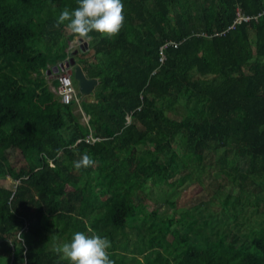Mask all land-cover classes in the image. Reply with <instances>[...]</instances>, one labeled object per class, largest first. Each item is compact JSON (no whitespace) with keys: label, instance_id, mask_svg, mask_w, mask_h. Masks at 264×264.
Listing matches in <instances>:
<instances>
[{"label":"trees","instance_id":"obj_1","mask_svg":"<svg viewBox=\"0 0 264 264\" xmlns=\"http://www.w3.org/2000/svg\"><path fill=\"white\" fill-rule=\"evenodd\" d=\"M122 3L118 35L69 48L54 25L77 0H0V264H69L54 247L89 228L120 264H264V15L229 29L264 0ZM71 58L98 80L82 110L48 80ZM201 172L220 183L188 220L150 210Z\"/></svg>","mask_w":264,"mask_h":264},{"label":"clouds","instance_id":"obj_2","mask_svg":"<svg viewBox=\"0 0 264 264\" xmlns=\"http://www.w3.org/2000/svg\"><path fill=\"white\" fill-rule=\"evenodd\" d=\"M77 7H65L56 19L55 27L65 25L77 42L92 39L90 33L96 32L106 37H114L123 27L125 17L122 0H77ZM95 163L92 156L85 152L73 162L76 170L88 168ZM88 233H91L90 235ZM22 239V233H19ZM111 247L107 237L95 233L91 228L86 232L76 231L70 241L57 244L54 251L62 254L69 264H115L109 258Z\"/></svg>","mask_w":264,"mask_h":264},{"label":"rangeland","instance_id":"obj_3","mask_svg":"<svg viewBox=\"0 0 264 264\" xmlns=\"http://www.w3.org/2000/svg\"><path fill=\"white\" fill-rule=\"evenodd\" d=\"M68 34H71V33L68 30H66L64 32V36H67ZM81 43L83 44L85 42L82 40L77 42L75 39L70 40L69 41V45H70L69 48H75L78 46V44H81ZM86 52L88 55H91L94 53L92 48ZM82 53H84V52H82ZM58 77L59 76L51 75L48 77V80L51 81V84L59 86L58 83H56V79H58ZM74 85L76 87L75 81H74ZM52 89H53V87H52ZM53 91L56 92L55 89H53ZM77 97H78V101L80 102V106L82 107V104L84 103V100L86 97L82 96L79 92L77 93ZM73 105L78 106V105H76V103H73ZM82 122L86 123L85 116H83ZM176 147H177V149H180L178 145H176ZM10 157L12 159H19L20 158L19 154L16 152H11ZM241 165H242V167L244 166L243 162H241ZM213 176H214V174L213 175L209 174L206 177V175L203 176V174L201 172V176H199V177H200V179L203 180V183H204L202 191H201V186L199 185V183H197V182H194L193 184L186 183V185L180 189L181 192L178 195V197L176 198V206L174 208H171L169 206V203L167 202L166 193L165 192H159L158 190H155V191L153 190L147 195L146 203L149 205L150 210H152V211L159 210L160 211L161 219H166V218L172 217V218H175V219L180 220V221H186V220H188L189 208L192 205L198 203L199 201L208 200L209 198H211L213 193H214V190L216 188H218V184L220 182L212 180ZM0 186L9 187L12 189L16 188V184L14 182H12L10 179H0ZM107 199H108V197H105V198H103V201L105 202ZM137 201L141 202L142 199L140 197H138ZM254 203H256V200H254L251 204H254ZM251 208H254V207H251ZM248 210L250 211V213L252 212L251 209H248ZM254 212H256V211L254 210ZM254 217H256V216H254ZM110 252H112V251H110ZM110 252H109V254H110ZM115 252L117 253L119 258L121 257L123 252L127 253V254H130V253L132 254L131 248H128V249L120 248V249L116 250ZM143 257L146 260L147 254H145ZM110 259H112V258H110ZM116 259L114 260L115 264H120L119 260H116Z\"/></svg>","mask_w":264,"mask_h":264},{"label":"built area","instance_id":"obj_4","mask_svg":"<svg viewBox=\"0 0 264 264\" xmlns=\"http://www.w3.org/2000/svg\"><path fill=\"white\" fill-rule=\"evenodd\" d=\"M264 15V12L259 13L258 15H250L247 14L242 6L238 7V12H237V18L235 20V23L229 27V29L235 28L238 24H241L243 22H250L252 20H258L261 16ZM228 29V30H229ZM227 30V31H228ZM227 31L218 33V34H224ZM169 45H175L177 46L178 43L174 41H169L166 42L160 49L161 57H160V62H164L165 58V53L164 49L168 47ZM60 86L57 90L58 94L61 96V99L65 105H71L73 103H76V105H80V102L78 101L77 93L78 89L74 85V81L72 79V75L69 72L61 73V75L58 77ZM86 119V117H85ZM87 122V119H86ZM96 139L93 138L92 136L88 137L87 142H95Z\"/></svg>","mask_w":264,"mask_h":264},{"label":"water","instance_id":"obj_5","mask_svg":"<svg viewBox=\"0 0 264 264\" xmlns=\"http://www.w3.org/2000/svg\"><path fill=\"white\" fill-rule=\"evenodd\" d=\"M70 70H72L73 73H70ZM65 72H69L72 75V78L76 83L78 92L82 96H89L95 91L98 85V80L88 78L82 65L77 64L73 58L59 64V66H57L53 72L51 71V73L56 76H60L61 73Z\"/></svg>","mask_w":264,"mask_h":264},{"label":"crops","instance_id":"obj_6","mask_svg":"<svg viewBox=\"0 0 264 264\" xmlns=\"http://www.w3.org/2000/svg\"><path fill=\"white\" fill-rule=\"evenodd\" d=\"M51 76V75H50ZM50 83H51V81H49ZM52 87H53V89H55V93L57 94V95H59L58 94V92H57V88L53 85V84H51V89H52ZM52 89V90H53ZM94 101V98L92 97V95H89V96H86V98H85V100H84V102L85 103H91V102H93ZM79 108H81V106L79 105Z\"/></svg>","mask_w":264,"mask_h":264},{"label":"flooded vegetation","instance_id":"obj_7","mask_svg":"<svg viewBox=\"0 0 264 264\" xmlns=\"http://www.w3.org/2000/svg\"><path fill=\"white\" fill-rule=\"evenodd\" d=\"M70 73H73V71H72V70H70Z\"/></svg>","mask_w":264,"mask_h":264}]
</instances>
